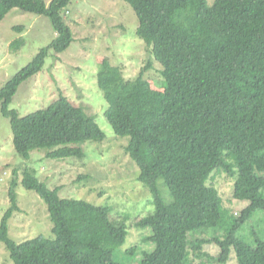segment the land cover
I'll list each match as a JSON object with an SVG mask.
<instances>
[{
    "label": "trees",
    "instance_id": "16d2710c",
    "mask_svg": "<svg viewBox=\"0 0 264 264\" xmlns=\"http://www.w3.org/2000/svg\"><path fill=\"white\" fill-rule=\"evenodd\" d=\"M71 2L0 0V23L20 9L47 17L56 33L0 90L1 112L25 159L34 150H46L51 159H83L79 143L106 139L95 117L63 95L24 117L10 109L20 85L44 69L50 54L57 56L74 42L63 17ZM124 2L138 17L137 35L162 66L163 82V90H156L146 78L150 59L131 80L122 66L104 58L97 76L109 104L105 117L118 136L130 138L125 151L155 203V212L135 224L151 229L147 240L155 246L140 264H193L192 257L199 264H230L233 252L238 264H264V0ZM29 169L21 183L48 205L53 237L21 243L10 238L9 220L20 210L13 179L0 242L14 264H126L119 256L135 252L123 249L129 227L112 219L110 206L61 198ZM215 170L236 178L234 198L248 202L227 232L222 197L208 185ZM160 179L169 189V203L160 193ZM211 246L216 255L205 251Z\"/></svg>",
    "mask_w": 264,
    "mask_h": 264
},
{
    "label": "rangeland",
    "instance_id": "374dc122",
    "mask_svg": "<svg viewBox=\"0 0 264 264\" xmlns=\"http://www.w3.org/2000/svg\"><path fill=\"white\" fill-rule=\"evenodd\" d=\"M214 1L209 0L211 4ZM63 17L72 28L74 42L63 53L50 54L44 69L20 85L10 109L24 117L45 109L63 95L84 106L86 112L95 117L106 139L79 143L85 152L83 159H51L46 156V150H34L30 159H25L16 152L11 121L3 116L0 106V224L10 208L9 191L16 178L20 210L9 220L10 238L21 243L39 235L53 237L48 205L21 183L24 171L30 168L37 171V177L51 190L58 189L61 198L110 206L112 219L129 227L130 234L123 249L135 251L129 257L119 256V260L140 264L143 255L152 252L155 246L147 240L151 229L137 228L135 224L155 212V203L138 180L139 167L125 151L130 138L118 136L105 117L109 104L99 88L97 76L104 58L122 66L125 77L131 80L152 58L137 35L138 17L124 0H72L63 11ZM55 38L47 17L20 9L8 13L0 23V90ZM160 69L162 66L152 60L145 73L156 90H163ZM235 180L222 170H215L208 182L222 197L221 224L225 232L248 205V202L235 200ZM158 187L164 200L171 202L169 189L162 179ZM213 247L205 250L212 256L217 251ZM192 262L199 264L200 260L192 257ZM229 263L238 264L235 252ZM0 264H14L3 242H0Z\"/></svg>",
    "mask_w": 264,
    "mask_h": 264
}]
</instances>
